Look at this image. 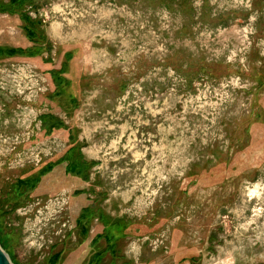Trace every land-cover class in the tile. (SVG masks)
<instances>
[{
  "label": "rangeland",
  "instance_id": "obj_1",
  "mask_svg": "<svg viewBox=\"0 0 264 264\" xmlns=\"http://www.w3.org/2000/svg\"><path fill=\"white\" fill-rule=\"evenodd\" d=\"M0 246L264 264V0H0Z\"/></svg>",
  "mask_w": 264,
  "mask_h": 264
},
{
  "label": "water",
  "instance_id": "obj_2",
  "mask_svg": "<svg viewBox=\"0 0 264 264\" xmlns=\"http://www.w3.org/2000/svg\"><path fill=\"white\" fill-rule=\"evenodd\" d=\"M0 264H12L6 253L0 247Z\"/></svg>",
  "mask_w": 264,
  "mask_h": 264
},
{
  "label": "bare ground",
  "instance_id": "obj_3",
  "mask_svg": "<svg viewBox=\"0 0 264 264\" xmlns=\"http://www.w3.org/2000/svg\"><path fill=\"white\" fill-rule=\"evenodd\" d=\"M1 247V246H0ZM2 249V248H1Z\"/></svg>",
  "mask_w": 264,
  "mask_h": 264
}]
</instances>
